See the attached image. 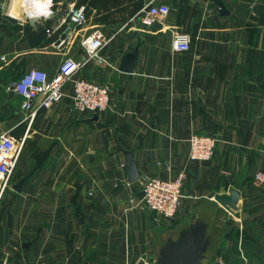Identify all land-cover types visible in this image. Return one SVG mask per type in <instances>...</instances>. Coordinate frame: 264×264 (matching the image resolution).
<instances>
[{"label":"crops","instance_id":"crops-1","mask_svg":"<svg viewBox=\"0 0 264 264\" xmlns=\"http://www.w3.org/2000/svg\"><path fill=\"white\" fill-rule=\"evenodd\" d=\"M136 1L36 0L47 12L34 22L25 0L0 7V131L25 138L0 195L2 264H152V248L193 217L210 223L205 264H264V182L253 179L264 169V0H219L226 13L216 0H159L170 13L152 24L140 19L148 0L138 10ZM82 5L87 21L75 25L67 12ZM63 9L57 23L49 12ZM94 30L112 40L76 77L109 84L108 108L78 112L68 94L30 115L15 81L83 58ZM178 30L187 51L172 48ZM135 48L134 70H122ZM193 132L218 137L211 159L189 158ZM124 150L141 173L134 181ZM182 171L177 213L155 222L140 203L143 177ZM230 187L240 190L233 211L215 199Z\"/></svg>","mask_w":264,"mask_h":264},{"label":"built area","instance_id":"built-area-1","mask_svg":"<svg viewBox=\"0 0 264 264\" xmlns=\"http://www.w3.org/2000/svg\"><path fill=\"white\" fill-rule=\"evenodd\" d=\"M169 13L170 6L167 3L148 0L141 10L140 19L143 23L152 24L164 19ZM67 18L75 25L84 24L87 21L84 5L71 7L67 12ZM111 40V36L94 30L82 42L83 58L64 56L51 77L41 68H31L25 72L13 85V90L25 98L24 109L29 110L33 116L39 108H49L69 94L72 105L78 112L96 113L106 110L109 106L110 85L76 75L89 60L101 59L100 49ZM190 47L189 33L183 30L172 33V48L175 51H187ZM69 85L71 92L67 93ZM188 141L190 159L209 160L215 153L218 137L214 134L193 132ZM24 142L25 138L16 137L10 128L0 131V195L11 183ZM185 176V172L182 171L176 177L170 178L151 175L143 177L140 203L150 212L155 222L172 218L177 213L184 197L182 185ZM253 179L263 183L264 169L256 171Z\"/></svg>","mask_w":264,"mask_h":264},{"label":"water","instance_id":"water-1","mask_svg":"<svg viewBox=\"0 0 264 264\" xmlns=\"http://www.w3.org/2000/svg\"><path fill=\"white\" fill-rule=\"evenodd\" d=\"M222 13L227 10L224 4L216 0ZM66 9L62 11H52L55 21L59 22V17L65 14ZM36 17H29L31 22H34ZM138 48L128 52L122 58L120 68L124 71H133L137 62ZM125 166L130 181H134L140 176V171L137 168L132 152L124 150ZM29 175H25L14 187L17 190L22 189L24 180ZM240 196V190L235 187H230L227 193H217L215 199L228 210L233 211L236 208V203ZM211 241L210 223L193 217L192 220L182 227L176 233L165 237V239L157 247L152 248L154 256L152 264H205V258L209 251ZM0 264H2L0 260Z\"/></svg>","mask_w":264,"mask_h":264},{"label":"bare ground","instance_id":"bare-ground-1","mask_svg":"<svg viewBox=\"0 0 264 264\" xmlns=\"http://www.w3.org/2000/svg\"><path fill=\"white\" fill-rule=\"evenodd\" d=\"M33 1V3L36 1V0H32ZM38 1V0H37ZM43 4H34V6L33 5H28V6H26V7H24V11H29L28 13L29 14H26V15H29V16H31V17H37L40 13H45V12H47V9L46 8H44V6H42ZM10 10L11 9H18V7H16V5H14V7H10L9 8Z\"/></svg>","mask_w":264,"mask_h":264},{"label":"rangeland","instance_id":"rangeland-1","mask_svg":"<svg viewBox=\"0 0 264 264\" xmlns=\"http://www.w3.org/2000/svg\"><path fill=\"white\" fill-rule=\"evenodd\" d=\"M14 0H0V7L2 8V6H5V4H6V6L8 5L7 3H9L10 2V4H11V2H13ZM17 2H19V0H17ZM28 5H33L34 6V4H33V1L32 0H25V6H28ZM29 11H23V13H25V15L26 14H29L28 13ZM9 13H10V15H12V16H15V17H18L19 16V14H20V12H19V8L16 10V9H9ZM21 154H22V152H21ZM21 158V157H20ZM16 171V170H15Z\"/></svg>","mask_w":264,"mask_h":264},{"label":"trees","instance_id":"trees-1","mask_svg":"<svg viewBox=\"0 0 264 264\" xmlns=\"http://www.w3.org/2000/svg\"><path fill=\"white\" fill-rule=\"evenodd\" d=\"M98 1L99 0H78V3L80 2H85V3H88V4H91L93 6L97 5L98 4ZM144 0H137L136 1V9L138 10L139 7L143 4Z\"/></svg>","mask_w":264,"mask_h":264}]
</instances>
